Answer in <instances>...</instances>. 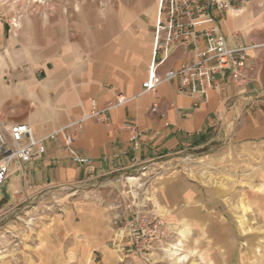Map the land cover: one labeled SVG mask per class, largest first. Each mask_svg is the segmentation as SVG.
I'll return each mask as SVG.
<instances>
[{"label":"crops","instance_id":"1","mask_svg":"<svg viewBox=\"0 0 264 264\" xmlns=\"http://www.w3.org/2000/svg\"><path fill=\"white\" fill-rule=\"evenodd\" d=\"M143 3L119 8L109 19L99 15L104 26L81 22L69 28L61 22L53 29L51 22L35 24L27 17L14 29L12 45L20 50L11 65L9 50L0 57V123L6 129L26 124L42 138L91 114L92 103L102 111L118 95L127 101L108 111V124L89 119L81 130L69 129L73 152L93 163L92 179L71 160L60 135L46 143L42 158L11 166L0 186V201L75 185L119 188L138 180L144 181L139 190L148 209L173 223L188 220L194 229L206 227L213 220L211 212L203 213L212 210L211 190L195 173L191 177L171 169L184 155L205 147L221 154L258 151L252 194L264 199V48L250 54L255 68L250 82L238 86L227 74L218 75L217 89L208 90L205 100L180 93L177 81L146 91L144 83L177 69L189 55L178 47L152 69L158 8ZM213 15L221 19L228 45L264 43V0ZM129 123L139 133L137 149Z\"/></svg>","mask_w":264,"mask_h":264},{"label":"rangeland","instance_id":"2","mask_svg":"<svg viewBox=\"0 0 264 264\" xmlns=\"http://www.w3.org/2000/svg\"><path fill=\"white\" fill-rule=\"evenodd\" d=\"M136 1L0 0V57L9 50L11 65L20 50L12 34L24 18L51 22L53 29L61 22L93 27L102 23L99 17L109 19ZM143 2L158 8L159 0ZM211 152L191 151L171 165L191 177L195 173L211 190L212 210L203 213L211 212L213 220L206 227L194 229L188 220L178 224L158 214L167 223L166 237L146 258L131 257L122 253L117 232L132 214L126 209L131 201L144 206L139 190L144 181L128 180L119 188L60 187L0 201V264H264V199L252 194L253 156L259 153Z\"/></svg>","mask_w":264,"mask_h":264},{"label":"built area","instance_id":"3","mask_svg":"<svg viewBox=\"0 0 264 264\" xmlns=\"http://www.w3.org/2000/svg\"><path fill=\"white\" fill-rule=\"evenodd\" d=\"M250 0H159L158 13L153 31L156 69L166 61L173 49L182 47L189 58L177 69L167 71L162 78L143 84V89L154 93L164 82L177 81L179 92L205 100L208 90H216L215 78L227 74L238 86L252 80L255 71L250 63V54L264 48V43L243 45L236 41L228 45L220 31V21L213 12L239 11ZM234 39L237 40L235 36ZM126 99L118 95L115 102L99 111L92 103L91 114L69 123L65 128L52 132L45 137L36 138L31 127L15 124L7 129L0 123V186L10 176L13 165H24L42 158L46 153V143L62 135L65 151L71 160L82 167L89 179L94 176L93 163L77 156L72 145L74 135L69 129L81 130L85 121L94 119L108 124L109 110L122 106ZM156 111V107H152ZM131 131L134 149H137L139 133L134 124L127 125ZM131 215L122 222L117 232L119 247L123 254L136 258H146L153 245L160 243L168 232L167 223L153 209L136 205L131 201L126 206Z\"/></svg>","mask_w":264,"mask_h":264}]
</instances>
